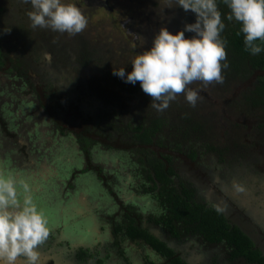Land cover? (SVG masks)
<instances>
[{
    "label": "flooded vegetation",
    "instance_id": "obj_1",
    "mask_svg": "<svg viewBox=\"0 0 264 264\" xmlns=\"http://www.w3.org/2000/svg\"><path fill=\"white\" fill-rule=\"evenodd\" d=\"M78 40L74 38L70 41V49L64 51L51 47L50 59L42 54L36 75L26 72V69L21 73H10L7 84L2 86H14L16 90L0 89L1 130L7 134L14 132L16 135H21L22 132L21 124H15L11 120L12 115H16V109L7 105L5 102L8 100L1 94L10 92L14 98L21 94L22 98L24 95V98L30 96L33 97L35 109L29 115L34 117L33 114L37 113L36 117L50 119L54 123L53 133L57 134L56 145L62 143L64 149L69 147L70 135H74L84 157L82 166L74 163L71 172L74 175L71 177L70 174L67 178V174H63L64 158H60V152H55L54 148L51 151L53 154H47L44 150L42 153L36 149L38 144L32 145L31 149V136L27 135L24 138L19 137L18 147L25 148L17 147V150L20 149L24 155L23 165L30 161L32 166L39 167L41 163L38 161L48 159L50 163L41 170L42 175L39 178L31 177L33 174L29 175V170L26 169L18 176L14 168L15 160L0 162V171L16 178L19 199L30 196L47 214L55 217L53 222L50 221L48 237L37 248V264H262L255 251H259L264 258V247L258 244V234L264 236V168L262 170L258 167L259 164H264L263 158L252 154L247 163L241 158H235L237 156L231 159L232 155H226L224 150L210 153L207 148L192 147V141L201 138L184 135L189 133L188 128L184 131L185 122H181V127L176 130L165 118L168 113L191 106L188 102L183 104L172 101L166 111L151 108L149 112L152 114L147 115L150 118L145 124L138 123L141 124L139 126L134 125L138 118L131 116L129 110L117 116L113 109L114 103L97 100V97H106L108 94L105 92L111 93L117 85H123L127 89L130 86L135 95L140 97L142 102L133 100L131 103L132 109L137 111L142 104L151 106L161 102H151L152 98L141 90L140 84L120 82L113 71L111 76L104 73L103 56L98 58L91 55V49ZM76 43L79 47L75 46ZM34 52L35 55L38 54V51ZM84 70L87 73L81 75ZM21 89L24 90L23 93L20 92ZM71 104L75 105L72 109ZM141 112L138 116L145 118L146 111L141 109ZM128 121L131 123L127 124ZM83 123L88 127L84 133L87 142L91 143H87L88 149L83 147L78 133L61 126ZM28 124L27 122L25 126ZM30 127L27 129L30 130ZM159 130L165 135H159ZM149 136L151 142L147 141ZM159 140H163L161 146L158 144ZM0 145L2 146L1 141ZM98 151L101 154L95 157ZM121 152L125 155L118 154ZM18 157L21 159L20 153ZM34 157L37 159L35 164L31 162ZM184 163L187 166L191 163L196 172L206 174L204 178L207 183L218 191L215 201L211 199L213 191L207 194L206 187L197 185L196 181L189 183L180 176L179 169ZM110 165L114 171L107 170ZM24 168L21 166L23 171ZM101 172H105V175ZM99 173L101 178L97 177ZM87 174L97 177L100 183L97 191L100 194L103 190L105 196L117 200V210L112 213L104 207L100 212V208L96 207L91 208L88 215L86 211H81L84 219L92 221L94 219H91V215H94L99 221H105L101 224L104 230L100 233L99 228H93L77 238L67 233L65 221H57L62 215L46 200L55 197L54 202L57 203V198H62L60 181H64L66 188H71L73 193L78 187L74 179ZM41 178L49 179L40 180ZM236 182H240L243 191L236 190ZM93 194L94 199L90 197L91 202L96 201L98 196ZM222 199L231 204L229 210L220 202ZM200 205L207 210L216 209L229 226L223 225L222 228L220 217L205 222L204 217L210 212L199 210ZM193 206L199 207L198 213L189 210ZM234 208L235 214L231 215ZM76 212L73 213L75 217ZM203 221L209 223L210 230L203 225ZM68 223L71 224L69 221ZM72 223L76 231L77 223ZM130 225L142 227L145 233L153 235L160 243L150 240L149 236L131 237L128 233ZM118 226L119 230L116 231ZM238 230L249 238L254 251L253 255L248 254L254 258L244 253L236 243L235 233ZM161 243L164 246L156 247L161 246ZM127 245L135 251L128 252ZM56 252H62L65 258L57 256Z\"/></svg>",
    "mask_w": 264,
    "mask_h": 264
},
{
    "label": "rangeland",
    "instance_id": "obj_2",
    "mask_svg": "<svg viewBox=\"0 0 264 264\" xmlns=\"http://www.w3.org/2000/svg\"><path fill=\"white\" fill-rule=\"evenodd\" d=\"M94 1V0H93ZM107 2L106 6L99 5L98 3H92L91 0H72L78 7L81 8L82 12L86 15L88 23L84 30L75 35H68L67 33H59L52 31L49 28H33L27 13L31 10V4L22 0L20 9L16 10V13L13 14L15 19L8 21V27L14 26V20L19 23V19L25 21L27 26L26 36L18 34V38H15L14 42L8 44L7 47L10 48V55L17 56L24 60V63H28L27 68L30 70V74H38L39 69V57L43 54H50L51 47L56 48L59 51H64L70 49V41L74 38H78L82 44H85L88 48L91 49L90 54L95 57L102 58L104 60V69L102 71L106 74L112 75L113 70H117L121 67L125 68V71H131V60L135 55L144 51L151 46L154 35L159 31L161 27H166L173 34L184 27L183 19L187 17L189 23L194 22L195 20L191 19V14L189 11H184L178 5H175V0H104ZM194 35L192 32H186V37H191ZM26 37V38H25ZM74 46V45H73ZM76 47L79 45L76 43ZM31 51H38V54L31 55ZM12 52V54H11ZM51 55V54H50ZM10 70L4 69L3 72L0 71V89L5 88L12 91L16 90V87L2 86V84H7V79L9 78ZM86 70H84L81 75H85ZM105 75V74H104ZM100 76V75H98ZM233 76L230 74L228 77ZM254 76L250 77V80L246 79L245 81H235V85H224V83L229 84L230 81L223 77L222 83H217L212 81L205 84L202 81H193L191 84L187 85L188 89H195L198 92V98L195 106H189L186 109L182 107L181 110H177L171 113H168L165 118L167 119L170 126L175 128L181 127V122H185V129H189V133L184 135H190V137L197 136L201 138L200 140L192 141V147L207 148L211 153H217L218 150H224L226 155H232L231 159L241 158L247 163L250 161L252 154L260 156L263 158L264 162V103L256 100L249 99L247 101L248 86L252 85ZM120 82L124 81L118 77ZM232 81V80H231ZM119 82V83H120ZM136 83L140 84L139 81ZM223 87H222V86ZM23 88L22 86H20ZM244 90L245 94H238L235 90ZM126 89V90H125ZM14 91V90H13ZM21 93L24 90H20ZM108 95L106 97H97L98 101L102 103H114L113 109L114 112H117V116H121L126 113V110H129L131 116L138 118V123L147 122L152 113L149 112V109H158L161 111H166V108L170 105L172 101L180 100L183 104L185 102V93L181 92L176 95L174 100H171L166 108H159L152 104L151 106L142 104L140 107L142 110L146 111L145 118H141L138 115L141 114V109L139 111L132 109L133 105L131 103L133 100L141 101L140 97L136 96L131 87L125 88V86L118 85L115 90L111 93L105 92ZM2 97L8 100L7 105L13 106V109H16V115H12L11 120L15 124H21L22 132L25 130L24 135H16L14 132L7 134L4 130L0 128V162H6L8 159H13L14 168L16 174L21 176L25 170H29V175L34 178H39L42 175V171L47 163H50L48 159L38 161L39 167H34L30 164V161L27 164L23 165V156L20 152V149L17 150L19 137H26L27 135L31 136L29 139L31 149L32 145H37L36 148L38 151L43 153V150L47 154H53L51 151L55 148V152H60V158H64V168L63 174L66 173L68 178L74 167V163L78 166H82L84 162L83 154L80 152V145L76 144V139L74 135H70L71 139L69 140V147L67 149L62 148V143L56 145L57 134L53 133L52 121L48 118L36 117L37 113H34V117L29 115V112L35 109L33 107V97H24L22 94L20 97H12L11 93L1 94ZM112 97L108 100V98ZM142 102V101H141ZM178 102V101H176ZM4 103V104H5ZM5 104V106H7ZM75 105L71 104V109ZM125 111V112H124ZM157 114V113H156ZM158 115V114H157ZM18 116V117H16ZM133 117H131L132 119ZM22 119V120H21ZM136 120V119H135ZM29 123L28 126L30 130L25 126L26 123ZM131 122L128 121L127 124ZM126 124V125H127ZM165 125V123H164ZM24 127V128H23ZM66 129L75 131L76 133H83V128L86 131V127L83 124L80 125H71L65 126ZM38 131H37V130ZM60 134V133H58ZM159 135H165L163 131H158ZM51 139H54L53 141ZM163 142V141H162ZM181 142V141H179ZM182 144V143H181ZM159 147V146H157ZM18 148H25L23 146ZM57 152V153H59ZM19 153L21 154V159L18 157ZM209 153V154H210ZM101 151H98L95 157H99ZM119 155H125L123 152L118 153ZM211 156V155H210ZM57 157V156H56ZM27 158V157H26ZM25 158V159H26ZM37 159L31 158V162L35 164ZM53 162V159H52ZM240 162V161H239ZM112 163V160L111 162ZM186 163L181 165L180 176L187 180L189 183H197V185L204 186L208 189L207 194L213 191L212 200H216L217 190H214V186L208 184L205 173L196 172L194 166L191 163ZM21 166H24V171L21 169ZM259 168L263 170L264 164H259ZM30 168L33 169L30 171ZM59 168V167H58ZM59 170V169H57ZM108 171H114L113 167L110 165L107 168ZM23 172V173H22ZM116 172H119L116 169ZM102 175H105V172H101ZM74 173L71 174V177ZM45 176V174H44ZM81 177V178H80ZM81 179H74L76 184V189L72 193V189H67L64 184V181H60L61 184V193L62 198H57V203H55V197H50L46 200L54 210H58L62 216L58 218L57 221H65L67 226V233L82 237L87 231H90L93 228H99L100 233L104 228L102 227V222L99 219L94 218V215H91L90 220L88 218L84 219L83 213L81 211H86L88 215L91 208H100V212L104 207H107L106 210L112 213L117 210V200L105 196L102 190V194L97 191L100 183L97 179L101 178L99 173L97 177H93L91 174L86 176H80ZM49 178H41L40 180H48ZM235 184H240L236 182ZM71 185V183H69ZM65 188V190H63ZM63 190V192H62ZM18 191V190H17ZM93 193L98 194L96 201L91 202L90 197H93ZM92 195V196H91ZM99 197V198H98ZM101 197V198H100ZM131 197H134L133 195ZM23 199H21V202ZM116 201V202H115ZM220 202L225 206L226 209L231 208V204L226 200L222 199ZM85 206V208H84ZM95 206V207H94ZM79 210V211H78ZM74 211L76 212V217L74 216ZM235 208L232 209L231 215L235 214ZM47 214V213H46ZM80 215V216H79ZM50 221L55 220L54 215L47 214ZM79 216V217H78ZM84 220H81V219ZM68 221L71 223L69 224ZM75 221L77 229L74 231L72 225ZM101 222V223H100ZM51 223V222H50ZM90 235V234H88ZM73 238V237H72ZM259 245L264 247V236L258 234ZM128 252H134L135 250L127 245ZM132 248V249H131ZM63 253H57V256L65 258ZM65 254V253H64ZM23 259V260H22ZM159 259L158 257L156 258ZM17 264H24V257L17 258Z\"/></svg>",
    "mask_w": 264,
    "mask_h": 264
},
{
    "label": "clouds",
    "instance_id": "obj_3",
    "mask_svg": "<svg viewBox=\"0 0 264 264\" xmlns=\"http://www.w3.org/2000/svg\"><path fill=\"white\" fill-rule=\"evenodd\" d=\"M31 4L27 13L31 27L49 28L75 35L87 26L88 20L72 0H26ZM229 12L224 19L240 23L246 51L256 55L264 50V0H223ZM175 5L195 14V21L185 23L174 34L161 27L152 44L131 60V71L124 67L113 74L125 83H140L141 90L159 108H166L176 95L184 92L186 101L195 106L198 92L188 89L193 81L205 84L223 82L222 68L226 63V41L220 33L225 24L217 0H175ZM186 32L194 35L186 37ZM50 59V54H45ZM224 61L222 64L221 62ZM16 178L0 171V264H37L38 246L49 235L51 224L45 210L30 196L19 199ZM243 191L240 184H234ZM26 188V186H25Z\"/></svg>",
    "mask_w": 264,
    "mask_h": 264
},
{
    "label": "trees",
    "instance_id": "obj_4",
    "mask_svg": "<svg viewBox=\"0 0 264 264\" xmlns=\"http://www.w3.org/2000/svg\"><path fill=\"white\" fill-rule=\"evenodd\" d=\"M22 3V0H0V70L8 69L13 72L21 73L24 69H26V72H29L27 65L28 63H24V60L17 57L10 55V48L7 47L8 44H11V42H14L15 38H18V34L21 35L23 38V35L26 36L27 26L25 24V21L19 19V23L14 20L15 25L10 26L11 29L7 26L8 21L15 19L13 17V14L16 13V10L20 9V5ZM219 10L222 14V19H224V14L229 12V9L227 5L223 2V0H217ZM191 14V19L195 20V14L193 12H189ZM183 23H189V20L187 17H184ZM225 28L220 33L221 37L226 41V63L227 67L222 68L221 74L223 77H226L230 83H224V85H235V81H238L239 83L241 81H245L246 79L250 80V77L254 76L252 85L248 86V90L250 92L247 93V101L249 99L260 101L264 103V50H262L259 54L252 55L249 51L245 50L244 42H243V33L239 32L240 29V23L235 20H227L224 19ZM26 38V37H25ZM34 53V51H31V55ZM12 54V52H11ZM222 64L224 61L221 62ZM230 74L233 76L228 77ZM232 80V81H231ZM222 86V85H221ZM223 87V86H222ZM237 95L238 94H245L244 90H237L235 88ZM176 101L180 102L179 99ZM64 129L65 127L61 125ZM67 126V125H65ZM154 131V128L152 129ZM85 133V129L83 130ZM79 136L82 138V143L84 144L83 147H86L88 149V145L91 143L87 142V136L83 133H78ZM151 136L148 137L147 141L151 142ZM86 138V139H85ZM93 141V140H92ZM163 141V140H162ZM161 140L158 141V144L160 145ZM161 146V145H160ZM160 178V177H159ZM161 179V178H160ZM177 204V202L175 203ZM189 205V203H187ZM190 207V206H189ZM196 206L191 207L189 210L191 212H194L195 214L198 213V208H195ZM207 213L204 217V221H211L213 219H216L220 217L221 227L229 226L226 224V220L223 219V217L218 213L216 209L207 210L205 207L200 205V209ZM177 212H180L176 209ZM183 212V211H182ZM208 218H211L210 220H207ZM203 221V222H204ZM204 226H208L209 229V223H205ZM228 228V227H227ZM116 231L119 230V226L115 228ZM223 230V229H222ZM128 233L131 237L135 238H148L150 240H154L156 243H160V241L157 238H154L153 235L149 233H145L144 229L142 227L138 228L137 226L130 225V228L128 230ZM234 238V237H233ZM235 240L236 243L239 245L240 248H242V251L250 256L252 254L251 247L252 245L249 242V238L241 231H237L235 233ZM161 246H156L158 248H161L163 243H161ZM249 251V252H248ZM256 252V257L260 259L261 263L264 264V258H262L259 251ZM253 255V254H252ZM254 258V256H250ZM263 260V261H262Z\"/></svg>",
    "mask_w": 264,
    "mask_h": 264
},
{
    "label": "water",
    "instance_id": "obj_5",
    "mask_svg": "<svg viewBox=\"0 0 264 264\" xmlns=\"http://www.w3.org/2000/svg\"><path fill=\"white\" fill-rule=\"evenodd\" d=\"M92 3H98L99 5H102V6H106L107 8H109V6L107 5V2L104 1V0H91Z\"/></svg>",
    "mask_w": 264,
    "mask_h": 264
}]
</instances>
